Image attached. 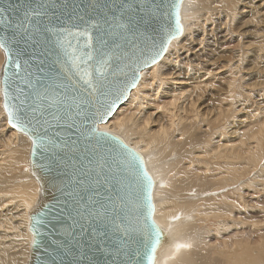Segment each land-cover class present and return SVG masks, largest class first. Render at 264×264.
Returning a JSON list of instances; mask_svg holds the SVG:
<instances>
[{"label":"water","instance_id":"water-1","mask_svg":"<svg viewBox=\"0 0 264 264\" xmlns=\"http://www.w3.org/2000/svg\"><path fill=\"white\" fill-rule=\"evenodd\" d=\"M182 1L0 0L3 108L32 140L30 166L42 187L28 264H149L153 244L156 253L165 240L143 158L98 126L182 34ZM28 8L40 15L25 19ZM77 32L90 34L91 48L86 35H68ZM101 59L103 75L95 71ZM85 69L95 90L81 79Z\"/></svg>","mask_w":264,"mask_h":264},{"label":"bare ground","instance_id":"bare-ground-1","mask_svg":"<svg viewBox=\"0 0 264 264\" xmlns=\"http://www.w3.org/2000/svg\"><path fill=\"white\" fill-rule=\"evenodd\" d=\"M179 14L182 34L98 130L137 151L154 182L153 215L165 240L152 264H264V234L251 239L240 230L259 191L264 197V109L243 112L251 99L237 88L264 59V0H183ZM251 23L260 32L244 41L251 29L241 28ZM253 50L254 64L239 72L234 65ZM0 55V237L13 231L8 244L0 240V264H28L30 214L42 187L30 166L32 140L8 123L3 108ZM21 164L25 179L11 185L7 175ZM3 204L12 206L9 217Z\"/></svg>","mask_w":264,"mask_h":264},{"label":"rangeland","instance_id":"rangeland-1","mask_svg":"<svg viewBox=\"0 0 264 264\" xmlns=\"http://www.w3.org/2000/svg\"><path fill=\"white\" fill-rule=\"evenodd\" d=\"M246 28H249V29H251V31H250V34L248 35V36H246L245 38H243L244 39V41L246 40V39H252L253 38V36H252V34H255V33H257V32H260V30H259V28H256L255 27V25L254 24H248V25H245V28H241V29H246ZM238 31V30H237ZM235 40H239L238 38H236ZM240 41V40H239ZM238 41V42H239ZM238 42H233L236 46L238 45ZM210 49V48H209ZM3 52V51H2ZM234 54V53H233ZM232 54V55H233ZM253 54H255V51L253 50V53L252 54H250V56H248L246 59H244L245 58V56H244V58H242L241 57V60L242 61H239L240 62V64H239V62L237 63V64H235L234 66H237L238 68V70H239V72H240V70L242 71V70H244V71H248V69H250L251 68V66L254 64L253 62H252V57H253ZM229 55H231V54H229ZM5 56V55H4ZM0 57H1V55H0ZM231 57H233V56H231ZM3 59H4V57H3ZM5 61V60H4ZM244 64H243V63ZM3 63V62H2ZM255 63L256 64H254L253 65V71H255V69L258 67L259 69H258V72H257V74L256 73H253L252 74V76H251V78L249 77V78H243L242 79V81H240V80H238L239 82H238V84H237V88H239V89H243L245 92H242V96H246V98H247V96H248V98L247 99H251V100H249V102L246 104L247 106H246V108H244V111L243 112H249V113H251L250 114V116L252 117L253 115H254V112H253V109H255V108H259V110L262 108V110L264 109V99H261L260 97H257V95H259V94H261L260 92H263V95H264V59H260L259 61H255ZM242 64V65H241ZM258 65V66H257ZM241 66V67H240ZM242 73V72H241ZM239 76H240V74H238ZM237 75V76H238ZM238 78V77H237ZM249 80V81H248ZM251 85V86H250ZM245 88H247V91H246V89ZM245 94V95H244ZM249 96H252V97H249ZM264 98V97H263ZM252 104V105H251ZM254 108H253V107ZM260 106V107H259ZM251 108V109H250ZM3 111V110H2ZM2 111H1V107H0V131L1 130H4V126H3V124H4V120L2 119V118H4L1 114H2ZM4 113V112H3ZM244 118H241V121H242V123H244V122H246L245 120H243ZM7 123V122H6ZM239 127H240V124H239ZM30 142V141H29ZM262 162V161H261ZM29 163V162H28ZM264 164V162H262L261 163V165H263ZM20 166V167H19ZM17 165V167H18V170H17V168H15V172H14V174H13V176L11 175V174H8L7 175V177H8V179H12L11 180V185H17V184H19L22 180H23V176H25L24 174L25 173H27L26 172V169H27V167H24V164L22 165ZM261 167V166H260ZM26 168V169H25ZM28 169H29V167H28ZM20 170V171H19ZM22 170V171H21ZM22 172V173H21ZM17 176H16V175ZM21 174L23 175V176H21ZM9 176L10 177H12V178H9ZM19 176V177H18ZM15 179H16V181H15ZM25 179V178H24ZM10 180H8V182H10ZM19 180V181H18ZM13 181H14V183H13ZM37 184V183H36ZM257 191H259L258 189H256ZM259 196H260V198L259 199H255V200H253V201H255V203L253 204V206H254V210H253V212H248V215H249V217L248 218H246V220L242 223V224H240V230H241V232H243V234L245 235V236H249L251 239H255L256 238V236H257V234L258 233H260V234H264V197H263V195H262V192H260L259 191ZM5 205H6V207H8V208H6L5 209ZM3 204L2 205V214H3V216L4 215H6V216H4V217H9V214H7V210L8 211H10L11 210V207L12 206H10L9 204L7 205V204ZM6 213V214H5ZM10 213V212H9ZM3 217V218H4ZM207 225L208 226H212V223L211 222H209V223H207ZM256 227V229H259V230H256V229H253V228H255ZM13 232V231H12ZM12 232H10V234L13 236V234H12ZM2 233H0V235H1ZM10 234H7L6 236H9L8 238H4V237H0V240L1 241H3V242H5L6 244H8V242L10 241L9 239H12V236H10Z\"/></svg>","mask_w":264,"mask_h":264},{"label":"snow or ice","instance_id":"snow-or-ice-1","mask_svg":"<svg viewBox=\"0 0 264 264\" xmlns=\"http://www.w3.org/2000/svg\"><path fill=\"white\" fill-rule=\"evenodd\" d=\"M5 11V9L4 8H0V22H3V20L5 19V18H3L2 17V13ZM38 15H40V13L38 12V11H35L34 9H32V8H28L27 10H25V12H24V18L25 19H28V18H30V17H32V16H38ZM177 26L179 27V24H177ZM68 35L69 36H72V35H77V36H79V35H86L87 37H88V47L89 48H91V36H90V34H88V33H79V32H77V33H68ZM102 43H105L104 41H101ZM59 43L63 46L64 44H65V40L64 39H62V40H60L59 41ZM67 45H68V47L71 49V59H72V62H73V66L74 67H78V65H79V62H80V60H81V57H78V56H75V51H76V49H75V47L71 44V41L70 40H68L67 41ZM0 47H4V44H3V42L2 41H0ZM93 59V54H92V52L91 51H89L88 53H86V59L83 61L84 63H87L88 61H90V60H92ZM107 64V60H104V59H101L100 61H99V65L96 67V69H95V71L99 74V75H103V69H104V65H106ZM91 75H92V73L90 72V71H88L87 69H85L83 72H82V74H81V79H83L84 80V82L86 83V84H88L90 87H93V90H95V86L94 85H92V82H91V79H90V77H91ZM42 99L44 98V97H41ZM114 103V102H113ZM112 106L110 105L109 106V108H111ZM5 109L6 110H8L7 109V105H5ZM11 115H12V113L11 112H9V123H11ZM12 126L13 127H17V125L16 124H12ZM33 143H35V141H33ZM151 207V206H150ZM186 245H180V244H178L177 245V248H179V247H185ZM152 253H153V255H150L149 257H148V259H149V264H152V261H153V259H154V253H155V244H153V246H152Z\"/></svg>","mask_w":264,"mask_h":264}]
</instances>
